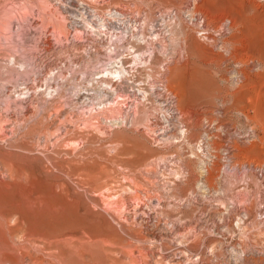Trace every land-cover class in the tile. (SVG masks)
Segmentation results:
<instances>
[{
    "label": "rangeland",
    "instance_id": "obj_1",
    "mask_svg": "<svg viewBox=\"0 0 264 264\" xmlns=\"http://www.w3.org/2000/svg\"><path fill=\"white\" fill-rule=\"evenodd\" d=\"M0 264H264V0H0Z\"/></svg>",
    "mask_w": 264,
    "mask_h": 264
},
{
    "label": "built area",
    "instance_id": "obj_2",
    "mask_svg": "<svg viewBox=\"0 0 264 264\" xmlns=\"http://www.w3.org/2000/svg\"><path fill=\"white\" fill-rule=\"evenodd\" d=\"M101 28H106L105 24H100ZM100 28V29H101ZM102 32L106 33V29H102ZM130 56L128 58L117 60L112 64V72L110 76L112 78L117 77L118 79L122 78L124 75H127L128 72L132 70L131 65L134 64L135 58H136V50L134 48L130 49Z\"/></svg>",
    "mask_w": 264,
    "mask_h": 264
},
{
    "label": "bare ground",
    "instance_id": "obj_3",
    "mask_svg": "<svg viewBox=\"0 0 264 264\" xmlns=\"http://www.w3.org/2000/svg\"><path fill=\"white\" fill-rule=\"evenodd\" d=\"M112 26V25H111ZM108 40V39H107ZM116 42V41H115ZM118 44V43H117ZM110 45V44H109ZM118 46V45H117ZM111 49V48H110ZM112 50V49H111ZM140 54H138V56H139ZM142 58V57H141ZM114 63V62H113ZM110 68V67H109ZM112 70V69H111ZM104 88H105V86H104ZM108 89V88H107ZM106 90V89H105Z\"/></svg>",
    "mask_w": 264,
    "mask_h": 264
}]
</instances>
